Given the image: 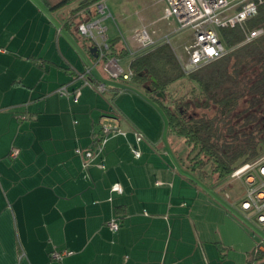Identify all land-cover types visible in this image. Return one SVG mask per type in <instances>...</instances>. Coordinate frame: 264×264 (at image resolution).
<instances>
[{
  "label": "crops",
  "instance_id": "crops-1",
  "mask_svg": "<svg viewBox=\"0 0 264 264\" xmlns=\"http://www.w3.org/2000/svg\"><path fill=\"white\" fill-rule=\"evenodd\" d=\"M81 1L53 12L41 0H0V264H248L255 247L236 219L237 195L227 200L217 185L212 195L188 176L187 154L163 144L167 116L131 112L142 100L109 80L93 44L75 45L76 22L98 16L74 13ZM162 17L167 25L153 21L151 33L135 25L130 39L108 38L121 54L113 57L131 64L144 53L133 38L142 28L155 40L174 35L177 21ZM87 69L109 97L77 78ZM62 86L80 89L77 103L58 94ZM103 125L120 133L87 161L76 150L96 148ZM53 252L67 254L57 261Z\"/></svg>",
  "mask_w": 264,
  "mask_h": 264
},
{
  "label": "trees",
  "instance_id": "trees-1",
  "mask_svg": "<svg viewBox=\"0 0 264 264\" xmlns=\"http://www.w3.org/2000/svg\"><path fill=\"white\" fill-rule=\"evenodd\" d=\"M41 1L54 12L76 0ZM99 1L82 0L74 13H89ZM262 1L257 15L243 27L222 31L229 52L192 73H185L168 43L148 49L130 64V81L143 86L162 105L169 129L184 140L187 170L213 179L216 185L231 179L241 166L264 156V33L246 42L247 33L264 30ZM107 55H114V45ZM185 78L194 85L192 91L170 101L167 90ZM100 140L98 135L93 144ZM50 257L54 260L52 253Z\"/></svg>",
  "mask_w": 264,
  "mask_h": 264
},
{
  "label": "built area",
  "instance_id": "built-area-1",
  "mask_svg": "<svg viewBox=\"0 0 264 264\" xmlns=\"http://www.w3.org/2000/svg\"><path fill=\"white\" fill-rule=\"evenodd\" d=\"M164 2L165 9L162 19L175 20L178 23L173 34H181L186 31L191 33V41L185 46L184 56L178 55L185 73L189 74L226 55L229 50L223 41L222 31L243 27L248 19L257 15L258 7L263 1L164 0ZM91 10H94L98 16L93 20L80 23L78 26L79 33L92 40L93 46L97 48V62L103 63L111 79L130 81L133 72L131 70L126 72L118 58L107 55L110 45L107 29L102 24V17L107 14L105 0L94 4ZM263 33L264 30H254L247 33L246 42L256 39ZM133 38L139 42L143 50L152 49L164 43L170 44V35L162 40H155L145 28L137 30ZM90 75L91 70L87 69L84 73L78 74L77 78L98 93L106 94L109 91L108 87L105 84L92 81ZM57 92L61 96L72 98L74 103H77L81 94L80 89L70 91L67 86L60 87ZM124 93L123 89L117 90V95ZM112 133H120L119 128L103 125L99 134L101 140L97 143L96 148L84 152L77 149L76 153L81 154L87 161H92L94 153L101 151ZM134 154L136 157L140 156L137 151H134ZM16 155V151L11 153V157H16ZM85 166L87 167L88 163H85ZM234 178L243 180L245 194L238 205H241L240 211L244 218L243 221L248 222L246 227L251 229L253 237L258 240L251 257L248 259V264H264V257L260 258V254L264 253V156L256 162L241 166L233 174L232 179ZM115 190L121 191L119 187H116ZM108 225L113 231H118L120 228V223L117 220H111ZM66 254V252H53L52 258L58 261Z\"/></svg>",
  "mask_w": 264,
  "mask_h": 264
},
{
  "label": "rangeland",
  "instance_id": "rangeland-1",
  "mask_svg": "<svg viewBox=\"0 0 264 264\" xmlns=\"http://www.w3.org/2000/svg\"><path fill=\"white\" fill-rule=\"evenodd\" d=\"M79 1L80 0H76L70 6H75ZM157 2L158 0H107L106 4L108 5L110 12L113 15V18H110L105 22V26L108 28L107 35H108L109 40L121 38L120 36H122V34L124 37L130 39L132 35L130 29L133 28L135 25L140 26V27L147 26L149 32L151 33L152 27H150V23L153 21L158 22V19L163 15V4L160 2L159 3ZM68 9L69 8H67V10ZM78 22H76V24H78L79 26ZM166 25H167V22L162 21V22H158L155 25V27L163 28ZM69 32H70V35L74 38L75 45L77 43V44H80V46L84 48L86 46L90 47V45H92L93 43L92 40L81 35L78 32V27H77V30L74 29V33H72L71 31ZM65 33L66 31L63 32V34ZM190 41H191V33L189 31L183 32L180 35L174 34L170 36V42L179 56L180 55L184 56L182 45ZM114 55H117V57H120L121 54L120 55L114 54ZM130 59L131 58L128 57L127 61L126 60L121 61V66L126 72L130 71V64H129ZM185 59L187 61L186 57ZM101 64L104 67L103 63ZM109 80H113V79H109ZM114 83L118 85H122V87L126 91L125 95L129 97H134L135 99L142 100L138 102V106L140 108L136 109L134 106V108L131 109L132 110L131 112L133 111L140 112L141 114L150 115V116H156V113H157L158 116L160 115V117H164L166 120L164 108L160 106V104H158L157 102L149 98L151 94L143 86H141L140 84L134 81H131L130 83H128V82H123L122 80H114ZM193 86L194 85L188 81V78H185V80H181V81H177L173 83V85L170 86L169 90H167V95L171 97V99L169 100L172 101L174 99L181 98L185 94L188 96V93L192 91ZM101 96L104 98L109 97L108 92L103 95L101 94ZM117 100H118L117 98H115V100L114 98L110 100V103H111L110 106L112 109L116 110V113H117ZM114 134L115 133H112V136ZM140 139L143 140V142L148 145H151L153 143L149 141V138L146 135L141 134ZM163 144H173L175 147L178 148V153L180 154L181 157H184L187 154V148L185 147L184 140L174 133L166 131ZM153 148L156 149L155 151H157V146L156 147L154 146ZM133 151L138 152V150L136 149L135 150L133 149ZM205 171L209 173L210 168L207 167ZM185 173L188 174V176H190L193 180H195L197 184H199V186H202V188L206 189L207 191L212 190L211 194L215 195L214 189H215L216 184H213L212 182L213 179L209 177H204L200 175L198 172L193 173L191 171H187V169L185 170ZM242 181H243L242 179L240 180L238 178H234V179L231 178L217 186H219V189L223 190L222 191L223 193L225 192L229 194V195L227 194V196L225 197L227 200H230V197H231L230 195H237L238 199H237L236 204H234L233 209L237 211L236 219L238 220L239 226L242 229H244V231H246L247 230L246 224L248 222L243 221V219H241L238 215V214L241 215V211H240L241 205H238V202L245 194L244 183ZM249 232H250L249 235L251 239L253 240L252 244L255 247L257 245L258 240L253 237V234L251 231Z\"/></svg>",
  "mask_w": 264,
  "mask_h": 264
},
{
  "label": "water",
  "instance_id": "water-1",
  "mask_svg": "<svg viewBox=\"0 0 264 264\" xmlns=\"http://www.w3.org/2000/svg\"><path fill=\"white\" fill-rule=\"evenodd\" d=\"M91 52H92L93 54H95V56H97V48H96V47H93V48L91 49ZM162 95H163V94L160 93L158 96L161 97Z\"/></svg>",
  "mask_w": 264,
  "mask_h": 264
}]
</instances>
